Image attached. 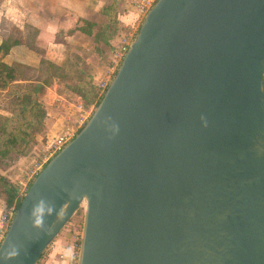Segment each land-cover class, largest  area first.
<instances>
[{
	"label": "water",
	"instance_id": "95a60500",
	"mask_svg": "<svg viewBox=\"0 0 264 264\" xmlns=\"http://www.w3.org/2000/svg\"><path fill=\"white\" fill-rule=\"evenodd\" d=\"M81 209L77 264H264V0H157L0 264H38Z\"/></svg>",
	"mask_w": 264,
	"mask_h": 264
},
{
	"label": "rangeland",
	"instance_id": "374dc122",
	"mask_svg": "<svg viewBox=\"0 0 264 264\" xmlns=\"http://www.w3.org/2000/svg\"><path fill=\"white\" fill-rule=\"evenodd\" d=\"M115 1L116 4L114 3ZM156 1L105 0L103 9L108 7L111 2L115 6L111 18L112 26H115L117 31H119V34L117 33L119 36V40L116 42L117 46L131 37L136 38L144 17ZM129 15H131V19L128 22L129 25H125L119 20L121 17ZM102 16L97 19V25L99 26L107 22V17ZM109 27H107L105 32L110 30ZM64 34V32H61L59 37H67ZM50 43L51 41L46 45L48 51L53 46V43H51L52 45ZM115 50L116 48L111 50V46L105 47L101 43L93 42L91 46L84 47L80 51L68 48V51L65 52V56L63 55L60 62L63 76V78H60L61 82L46 88L39 98L45 116L38 115V117H35L33 115L32 118L29 117L30 125L27 130L30 140L24 149V153L18 155L11 153L5 160L0 158V175L13 188H16V195L23 191L24 185L27 184L33 173L41 168L44 162L53 154L55 142L67 131H70L69 129L76 132L77 135L86 124L96 107L98 98L101 96V92L98 90L99 84L111 74L113 78L121 64L115 66V56L113 54ZM97 70L101 71V78L93 80L95 77L94 71L96 72ZM39 76L40 71L36 74L28 71L25 78L37 81ZM55 92L62 98L57 99ZM8 107H10V104ZM0 113L3 112L0 111ZM87 116L88 118L85 119ZM10 127H13V125ZM30 185L27 186V189ZM83 224L84 212L81 209L74 215L59 236L68 235V239L72 242V247H74L81 238Z\"/></svg>",
	"mask_w": 264,
	"mask_h": 264
},
{
	"label": "crops",
	"instance_id": "0c3cea01",
	"mask_svg": "<svg viewBox=\"0 0 264 264\" xmlns=\"http://www.w3.org/2000/svg\"><path fill=\"white\" fill-rule=\"evenodd\" d=\"M104 7L105 0H0V45L3 40L11 37L13 27L18 28L26 40L23 45L13 47L7 55L3 56L0 52V62L8 66L22 64L35 74L39 72L42 59L60 66L61 58L68 48L80 51L94 42L93 36L72 31L77 26H83L80 21L97 24V19L103 17L100 12ZM130 19L131 15L119 20L129 25ZM61 32L67 37L60 38ZM118 34L115 42L119 40ZM49 41L53 46L48 51L46 45ZM94 73L93 80H99L101 71ZM25 81L35 82L29 78H25ZM55 97L62 98L56 92ZM7 207L0 198V217ZM68 238V235L58 236L38 264H69L74 258V251Z\"/></svg>",
	"mask_w": 264,
	"mask_h": 264
},
{
	"label": "trees",
	"instance_id": "16d2710c",
	"mask_svg": "<svg viewBox=\"0 0 264 264\" xmlns=\"http://www.w3.org/2000/svg\"><path fill=\"white\" fill-rule=\"evenodd\" d=\"M116 4V1L114 2ZM114 3L101 10V14L107 17V22L97 25L87 21H80L83 26L76 27L74 31H79L89 36H93L94 43H101L103 46H111V50L117 48L115 37L118 33L115 26H112L111 15L114 13ZM78 22V23H80ZM110 26V30H105ZM26 43L22 32L13 27L11 37L3 40L0 45L2 55H7L9 51L18 45ZM29 67L22 64H12L10 66L0 62V158L6 159L11 153L22 154L30 140L28 128L30 118L45 116L39 98L46 88L60 83L63 78L61 67L42 59L39 64L40 76L35 82H26L25 76ZM99 90V89H98ZM103 94L98 98L100 102ZM2 98V99H1ZM10 104V107L8 105ZM7 105V107H6ZM30 117V118H29ZM13 125V127H10ZM0 198L6 206H11L16 199V188L0 175ZM20 201L17 202V205ZM43 256V255H42ZM42 257L40 258V260ZM39 260V261H40ZM39 263V262H38Z\"/></svg>",
	"mask_w": 264,
	"mask_h": 264
},
{
	"label": "built area",
	"instance_id": "2783aa9c",
	"mask_svg": "<svg viewBox=\"0 0 264 264\" xmlns=\"http://www.w3.org/2000/svg\"><path fill=\"white\" fill-rule=\"evenodd\" d=\"M151 6H150V8H151ZM134 38L135 37H131L129 40L122 42V43H120L119 46H117L116 50L113 53L115 56V63H116L115 66H118V64H120L122 62L124 56L126 55V53L128 52V50L130 48L131 43L134 41ZM111 75L108 76L107 79H105L102 83L99 84L98 87H99V91L101 92V95L104 94L105 90L108 88V86L112 80ZM88 116L85 119H87ZM82 123H84V122H82ZM69 130L70 131H67L66 134L61 136L55 142V146H54L55 148H54L53 154L50 156V158H48L44 162L43 166L45 165L46 162L48 163L58 152H60L76 136V132H74L71 129H69ZM42 167L33 173L31 178L28 180L27 184L24 185L23 191L19 192L16 195V199H15L14 203L11 206L7 207V209L2 213V215L0 217V244L3 241L7 231L9 229L12 218H13L15 211H16V208H17V202L21 201L23 199L24 195L26 194V192L28 190L27 186L33 182V180L36 178L38 173L43 169ZM80 240H81V238H80ZM80 240L74 245V247H72L73 251H74V258H72V260L69 262V264H77L79 250H80Z\"/></svg>",
	"mask_w": 264,
	"mask_h": 264
},
{
	"label": "clouds",
	"instance_id": "9594fccd",
	"mask_svg": "<svg viewBox=\"0 0 264 264\" xmlns=\"http://www.w3.org/2000/svg\"><path fill=\"white\" fill-rule=\"evenodd\" d=\"M53 211H54V209L52 207H49L47 209V214L50 215ZM34 213H39V216H38V218L35 221V225L37 227H42L43 226V219H42V217L45 215L44 201H41L40 202V204L38 205V207L34 210Z\"/></svg>",
	"mask_w": 264,
	"mask_h": 264
}]
</instances>
